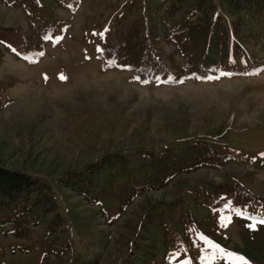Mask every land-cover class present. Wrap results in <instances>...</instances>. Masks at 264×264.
Returning a JSON list of instances; mask_svg holds the SVG:
<instances>
[{
  "label": "rangeland",
  "instance_id": "1",
  "mask_svg": "<svg viewBox=\"0 0 264 264\" xmlns=\"http://www.w3.org/2000/svg\"><path fill=\"white\" fill-rule=\"evenodd\" d=\"M126 1L80 0L73 13L58 10L65 33L59 43L34 51H22L28 33L23 11L0 3V82L10 101L0 111V166L49 186L67 223L57 242L61 250L51 252L41 244L47 221L33 229L30 239L0 227V264H124L132 259L145 264L151 257L144 250L153 252L157 264H235L233 257L264 264V208L231 205L241 188L264 200V60L221 69L215 76L183 74L151 84L129 70L109 69L99 57L101 42ZM208 1L197 19L200 26L209 21L212 4L230 20L231 7ZM162 47L171 65H183L173 45ZM253 47L258 54L260 47ZM192 142L247 160L184 172L137 197L119 217L115 203L91 205L61 183L65 174L108 153L134 158L139 150ZM202 191L214 197L210 212L195 198ZM187 209L197 224L217 217L219 227L208 231L218 242L199 233L177 251L162 246L159 227L143 236L145 217L156 220L158 213L173 218L184 234L180 223ZM182 254L187 258L182 260Z\"/></svg>",
  "mask_w": 264,
  "mask_h": 264
},
{
  "label": "trees",
  "instance_id": "2",
  "mask_svg": "<svg viewBox=\"0 0 264 264\" xmlns=\"http://www.w3.org/2000/svg\"><path fill=\"white\" fill-rule=\"evenodd\" d=\"M222 1L233 10L230 20L226 15L222 17V10L212 4L209 21L200 26L197 19L206 9L208 0H127L120 13L109 21L99 57L107 68L129 70L139 81L149 84L177 80L183 74L213 76L221 69H234L243 64L248 67V62L264 60V0ZM0 3L23 11L28 20V33L22 51H34L43 50L65 32L67 26L57 11L73 13L80 0H0ZM164 44L175 47L183 65H171L162 47ZM253 45L260 47L258 54L263 55H258ZM17 57L22 59L19 54ZM5 95L6 87L0 82V111L10 102L6 101ZM239 159L247 160L240 155L221 154L202 142L160 151L139 150L134 158L125 152H115L65 174L61 183L91 205L115 203L119 217L137 197L165 187L184 172L220 169ZM238 191L241 192L235 196L233 207L264 208L263 199L245 188ZM197 196L199 206L210 212L214 201L212 193L202 191ZM57 209L49 186L23 171L0 166L1 228L11 227L14 237L30 239L33 229L47 221L41 244L50 252L51 249L59 251L61 244L57 242L66 232L67 223ZM176 214L173 213V217ZM185 214L180 223L186 226L184 234L173 218L166 219L161 213L157 214L156 220L150 214L145 217L147 221L142 224V234L146 239L148 233L150 235L159 227L162 246L177 251L182 246L187 247L192 237L199 233L214 242L219 241L208 231L209 228L215 232L219 227L214 214L211 221L204 224H197L189 209ZM144 252L151 257L145 264H157L151 250ZM124 264L137 263L132 259Z\"/></svg>",
  "mask_w": 264,
  "mask_h": 264
},
{
  "label": "snow or ice",
  "instance_id": "3",
  "mask_svg": "<svg viewBox=\"0 0 264 264\" xmlns=\"http://www.w3.org/2000/svg\"><path fill=\"white\" fill-rule=\"evenodd\" d=\"M61 79H65V77L61 76ZM260 223H264V220H261ZM249 227L254 228V225H250ZM229 255V254H224ZM235 264H247V261L243 257H233Z\"/></svg>",
  "mask_w": 264,
  "mask_h": 264
}]
</instances>
